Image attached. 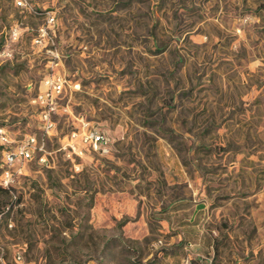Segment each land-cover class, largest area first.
Masks as SVG:
<instances>
[{
  "label": "rangeland",
  "instance_id": "1",
  "mask_svg": "<svg viewBox=\"0 0 264 264\" xmlns=\"http://www.w3.org/2000/svg\"><path fill=\"white\" fill-rule=\"evenodd\" d=\"M0 126V264H264V0H0Z\"/></svg>",
  "mask_w": 264,
  "mask_h": 264
},
{
  "label": "built area",
  "instance_id": "2",
  "mask_svg": "<svg viewBox=\"0 0 264 264\" xmlns=\"http://www.w3.org/2000/svg\"><path fill=\"white\" fill-rule=\"evenodd\" d=\"M52 17L49 18V21H52ZM38 41V40H36ZM46 90L44 94L39 95V99L41 102L44 99L51 97L54 93H59L61 91L62 80L57 77L53 79H47L45 81ZM44 112L43 116L48 122L47 115L48 111ZM52 124L48 122V126L50 127ZM76 136V133L71 134V139ZM73 141V139L71 140ZM10 141L7 136V132L4 127L0 126V144H9ZM108 143L109 140L106 134L98 129V128H90L84 131L78 138V144L91 148L94 151L106 153L108 151ZM77 144V142H76ZM71 146H75V142H71ZM37 147V144L33 137L28 138L25 142H21L19 145L15 147H8L5 149L1 169L2 172L0 174V185L7 186L13 180V174L21 173V164L24 161H28L32 157L33 150ZM17 259H20V255L16 256ZM4 264V263H3Z\"/></svg>",
  "mask_w": 264,
  "mask_h": 264
}]
</instances>
